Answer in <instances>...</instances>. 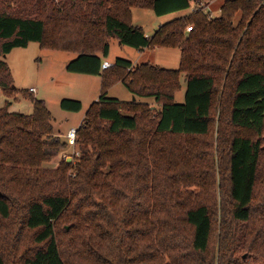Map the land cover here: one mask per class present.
<instances>
[{
	"label": "trees",
	"instance_id": "obj_1",
	"mask_svg": "<svg viewBox=\"0 0 264 264\" xmlns=\"http://www.w3.org/2000/svg\"><path fill=\"white\" fill-rule=\"evenodd\" d=\"M192 1L0 0L4 96L18 93L6 56L30 43L74 54L67 72L101 80L76 130L74 165L59 157L69 145L52 136L43 100L23 91L31 114L8 112V102L0 108V234L11 224L0 264H264V0H225L216 18L198 8L152 36L132 23L134 9L162 17L189 10ZM112 39L138 51L177 49L178 68L116 58L102 70ZM181 74L186 89L178 104ZM116 83L159 110L108 97ZM60 107L79 112L82 105L64 99ZM167 138L211 144L202 158L215 160L199 177L211 181L202 196L218 200L190 207L194 194H185L156 203L159 167L163 177L172 169L170 184L194 174L190 156L177 170ZM175 206L184 208L179 225L169 217Z\"/></svg>",
	"mask_w": 264,
	"mask_h": 264
},
{
	"label": "rangeland",
	"instance_id": "obj_2",
	"mask_svg": "<svg viewBox=\"0 0 264 264\" xmlns=\"http://www.w3.org/2000/svg\"><path fill=\"white\" fill-rule=\"evenodd\" d=\"M224 1L225 0H193L189 10L162 17H157L151 11L135 9L133 10L132 23L134 25H140L146 34H150V30L158 27L159 24L166 23L174 17H186L198 8H201L204 13L210 14V17L216 18L220 15L219 9ZM109 46V54L107 57L108 61H114L116 58H123L134 63H147L151 66H157L163 69H177L179 65L180 52L177 49H159L156 51L149 50L141 53L136 49L121 46L117 40L113 39L110 40ZM73 55L74 54L46 50L44 48H40L37 43H30L24 49H14L8 54L6 62L10 69L13 84L18 93L6 97L0 89V102L1 98L4 96L6 98L5 102L9 103L7 108L8 112L13 110L16 112L20 111L19 113H23L25 115L31 114L33 110L31 101L26 98L22 92L27 91L26 94L34 96V93L28 91L29 88L34 87L37 90L35 98L43 100L52 115V136L59 137L64 140L67 130L71 127H78L83 121L85 112L87 111L89 105L98 99L101 91V87H99L100 84H98V82L101 83V80L99 79L100 77L69 73L66 71V63L74 58ZM66 58H69L70 60L65 62L66 60L64 59ZM183 81L184 75L181 74L180 90L174 97V102L178 104L183 103L184 101L186 88L185 81ZM108 96L118 98L121 102H131L132 99H135V96L130 94L121 83H116L111 86L108 90ZM136 98L138 102H145L152 107L154 106L156 111L159 110V106L154 103L152 98ZM64 99L79 101L82 105L81 110L79 112L63 110L60 107V102ZM218 116L219 114L216 111V131L218 128ZM216 136V134L211 135L210 138L216 139ZM170 139L171 138H167L165 140L169 145L168 148H172L173 145L175 146L173 159L175 160L176 166H178V171L186 168V166H184L185 164H181L180 162H186V160H189V158L192 157L190 159V161H192L190 171H193L194 173L193 175L191 173L193 179L189 182H181L180 184H174L172 181V184H170L167 176L172 174V169L168 174H165V177L162 176L163 172L161 167H159L162 162L158 161L157 155L160 144H155L153 151L156 152V155L153 156L156 161L155 168L159 167L156 172L160 180L158 182L159 187L156 189V192L158 193L156 203H161L163 200L170 198L171 195L178 197L180 195L184 196L185 194H194L191 200L187 202L190 207L194 204L205 201L206 196H202V194L204 195L203 189L205 187L208 189L211 181L209 180L210 177H199V173L215 160L214 154H211L208 158H202L205 151L210 153L208 149L211 144H199L201 142L200 140L196 141L198 144H193L194 140L191 141V144H173L174 141ZM216 145L217 144H212V150H215ZM187 148L189 151H187ZM59 157L74 165V162H76L79 157L78 147H66V149L60 152ZM215 179L217 184V177ZM185 184H187V186L189 185V188L184 186L182 188L183 190H180L176 187ZM212 196L215 197L214 193ZM215 198L213 199L209 197L206 198V201L210 202L211 200H215ZM216 200L218 199L216 198ZM174 209L175 210H173L169 215L170 219L176 225L182 224V211L184 208L180 210L178 206H175ZM17 220H19V216L13 218V222ZM63 226L64 225L61 224L60 229H63ZM10 227L11 224H8L5 228H3L2 233L0 234L1 246L4 245L5 237L7 236ZM189 232H191V229L188 227L187 231L184 232V236L190 235ZM218 235V231L213 233L211 238V247H213L218 241Z\"/></svg>",
	"mask_w": 264,
	"mask_h": 264
},
{
	"label": "crops",
	"instance_id": "obj_3",
	"mask_svg": "<svg viewBox=\"0 0 264 264\" xmlns=\"http://www.w3.org/2000/svg\"><path fill=\"white\" fill-rule=\"evenodd\" d=\"M135 10V9H134ZM132 15H133V10H132ZM161 24H159L158 25V27L160 26ZM158 27H155V28H152L151 30H150V34H146L147 36H152L153 34H154V32L158 29ZM159 49H164V48H155V49H151L152 51H156V50H159ZM144 51H149L148 49H145V50H141L140 52L141 53H143ZM8 56V55H7ZM7 56H6V59H7ZM73 56H75V55H73ZM64 60H66L65 62H68L70 59L69 58H66V59H64ZM140 60V59H139ZM103 61H107V62H109L110 64H113V61H108V59L106 58V59H104ZM130 61V60H129ZM132 62V61H131ZM133 64H138L137 62L136 63H134V62H132ZM67 64V63H66ZM142 64V63H141ZM100 79V78H99ZM185 81V80H184ZM183 81V82H184ZM98 84H100V82H98ZM100 87V86H99ZM30 89H34L35 90V92H33L34 94V97H35V94L37 93V90L34 88V87H31V88H29V90ZM28 90V91H29ZM109 97V96H108ZM110 98H112V97H110ZM114 99H117L118 101H120L118 98H114ZM134 100H137V98L135 97V99ZM5 101H6V98L3 96L2 98H1V102H0V108L4 105V103H5ZM8 101V100H7ZM132 101H133V99H132ZM154 107V106H153ZM32 109H33V107H32ZM10 113H19L20 111H13V110H10L9 111ZM19 114H23V113H19ZM80 125V124H79ZM72 128V127H71ZM73 128H77V127H73ZM70 129V128H69ZM68 129V130H69ZM67 130V131H68ZM59 133V132H58Z\"/></svg>",
	"mask_w": 264,
	"mask_h": 264
},
{
	"label": "built area",
	"instance_id": "obj_4",
	"mask_svg": "<svg viewBox=\"0 0 264 264\" xmlns=\"http://www.w3.org/2000/svg\"><path fill=\"white\" fill-rule=\"evenodd\" d=\"M192 28L191 27H187L186 28V32H191ZM111 66V64L107 61H103L101 64V69L105 70L108 69ZM29 92L33 93L35 92L34 89H30ZM76 130L77 128H70L66 134H65V139L68 143L69 146L74 147L76 144Z\"/></svg>",
	"mask_w": 264,
	"mask_h": 264
},
{
	"label": "water",
	"instance_id": "obj_5",
	"mask_svg": "<svg viewBox=\"0 0 264 264\" xmlns=\"http://www.w3.org/2000/svg\"><path fill=\"white\" fill-rule=\"evenodd\" d=\"M134 100V99H133Z\"/></svg>",
	"mask_w": 264,
	"mask_h": 264
}]
</instances>
